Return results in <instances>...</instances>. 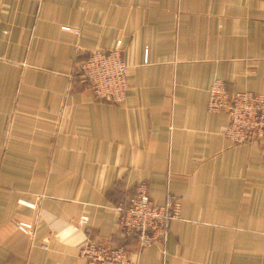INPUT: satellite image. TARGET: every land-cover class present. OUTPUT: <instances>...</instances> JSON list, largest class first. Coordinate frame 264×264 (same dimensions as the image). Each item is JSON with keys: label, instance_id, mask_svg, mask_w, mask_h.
I'll use <instances>...</instances> for the list:
<instances>
[{"label": "crops", "instance_id": "crops-1", "mask_svg": "<svg viewBox=\"0 0 264 264\" xmlns=\"http://www.w3.org/2000/svg\"><path fill=\"white\" fill-rule=\"evenodd\" d=\"M117 45L114 102L76 69ZM215 79L264 93V0H0V264H99L87 239L133 264H264V145L225 136ZM139 182L179 198L164 241L142 248L115 208Z\"/></svg>", "mask_w": 264, "mask_h": 264}, {"label": "built area", "instance_id": "built-area-1", "mask_svg": "<svg viewBox=\"0 0 264 264\" xmlns=\"http://www.w3.org/2000/svg\"><path fill=\"white\" fill-rule=\"evenodd\" d=\"M127 64L119 45L95 49L87 53L78 65L76 74L89 84L93 94L104 100L121 101L128 88ZM207 107L211 111L224 110L229 121L225 136L232 142L261 139L264 145V93L239 91L230 93L222 79H215L209 87ZM117 227L124 236L137 239L142 248L154 242H163L170 221L178 215L179 198L168 195L163 204L153 201L144 182H139L135 194L127 203L116 205ZM19 230L34 235V225L28 221L12 220ZM80 253L99 264H133L124 245H110L85 240Z\"/></svg>", "mask_w": 264, "mask_h": 264}, {"label": "rangeland", "instance_id": "rangeland-1", "mask_svg": "<svg viewBox=\"0 0 264 264\" xmlns=\"http://www.w3.org/2000/svg\"><path fill=\"white\" fill-rule=\"evenodd\" d=\"M77 75V74H76ZM78 76V75H77ZM154 243H157V242H154ZM152 244V243H151ZM150 245V244H149Z\"/></svg>", "mask_w": 264, "mask_h": 264}]
</instances>
